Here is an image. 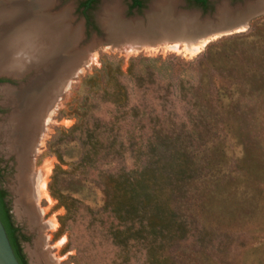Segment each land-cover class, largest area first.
<instances>
[{
	"label": "rangeland",
	"instance_id": "obj_1",
	"mask_svg": "<svg viewBox=\"0 0 264 264\" xmlns=\"http://www.w3.org/2000/svg\"><path fill=\"white\" fill-rule=\"evenodd\" d=\"M48 1L50 6L40 15L46 18L64 15L62 22L71 31H78L79 37L68 51L56 54L55 95L45 116L37 122H27L29 133L23 127L24 122H14L21 110L8 92L31 86L37 77L45 74L49 61L45 60L36 69L28 67L20 78L0 75L14 82L0 85V177L32 264H160L151 263L138 252L123 256L106 237V223L91 222L86 211H77L74 223L67 222L62 227L61 218L66 212L49 191L53 170L59 163L57 154L66 162L70 157L73 144L68 141L67 132L80 114L84 80L103 64L116 62L125 75L130 65L134 74L152 71L153 83L145 98L157 111L160 122L167 120L165 123L174 125L149 126L142 135L122 125L120 134L124 138L134 137L138 146L146 145V139L156 145L160 144L159 139L170 137L174 143L169 144L170 148L183 152L192 163L180 180L172 179L162 188L164 200H161L167 201L168 207L186 224L182 238L165 250L167 264H264V13L253 18L243 30L236 31L239 33L212 39L193 55L188 48L197 45L188 47L186 42H166V45L156 42L131 50L104 23L105 14L117 2L119 21L124 25L135 18H144V12L156 0H145L143 12L131 16L126 15L124 0H98L91 14L98 32L88 29L77 12L83 0ZM181 1L178 7L180 0L175 4L179 12L192 9L188 0ZM221 1L210 0L202 16L213 12ZM242 1L229 0L231 7ZM163 9L169 11L167 7ZM158 15L161 14L156 12ZM105 27L109 30L107 34ZM144 79L146 82L145 75ZM132 81L133 77L126 76L130 88ZM181 85L186 91H182ZM137 96L140 95L136 93L138 99ZM191 97L197 101V111L191 107ZM158 98L166 101L162 103L167 109L163 115L157 107L161 105ZM96 106V114L102 118L110 112L106 104L96 101ZM196 120L197 124H193ZM11 122L17 124L15 135L11 132ZM11 137L30 145L25 149L27 153L31 151L25 162L27 166L30 164L31 171L28 167L20 171L19 150L18 147L11 150L14 144ZM163 151L169 154L168 148H161L160 152ZM133 155H125L126 169L134 167ZM63 168L68 169V165ZM24 172L25 182L36 185L33 186L37 194L35 197L32 194L31 199L22 192L25 184L20 179ZM44 180L48 199L39 188Z\"/></svg>",
	"mask_w": 264,
	"mask_h": 264
},
{
	"label": "trees",
	"instance_id": "obj_2",
	"mask_svg": "<svg viewBox=\"0 0 264 264\" xmlns=\"http://www.w3.org/2000/svg\"><path fill=\"white\" fill-rule=\"evenodd\" d=\"M194 1L206 9L207 0ZM142 75V72L134 74L132 65L125 75L116 62L103 64L84 80L85 96L80 114L67 132L68 141L73 144L70 157L66 162L61 154H57L59 163L53 170L49 191L66 212L61 218L62 227L67 222L74 223L77 211H86L91 222L106 223V237L123 256L138 252L147 256L151 263L167 264L165 250L182 238L186 224L168 207L167 201L161 200L162 188L172 179L180 180L192 163L183 152L170 148L174 144L170 137L159 139L160 144L156 145L146 139V145L138 146L134 137L124 138L120 134L122 125L136 129L139 135L149 126H174L171 122L165 123L167 120L160 122L157 111L145 98L153 83L152 71L149 69L144 73L146 82ZM126 76L135 81L131 88L125 82ZM182 91L186 90L183 88ZM136 93L140 95L138 99ZM96 101L110 107L105 118L96 114ZM157 101L161 103L157 107L163 115L167 109L162 103L166 101L159 98ZM191 103L197 111V101L193 97ZM193 124H197V120ZM177 141L178 138L174 140ZM161 148H168L169 154L161 153ZM127 153L134 154L136 159L130 169L124 164ZM63 165H68V169ZM4 198L5 193L0 190L1 224L16 260L19 264H27L15 243L16 229L5 209Z\"/></svg>",
	"mask_w": 264,
	"mask_h": 264
},
{
	"label": "bare ground",
	"instance_id": "obj_3",
	"mask_svg": "<svg viewBox=\"0 0 264 264\" xmlns=\"http://www.w3.org/2000/svg\"><path fill=\"white\" fill-rule=\"evenodd\" d=\"M176 1L177 0H156V2L152 6V10L161 11L163 7H167L169 11L171 10L174 11L177 5ZM255 2H256L255 3L256 7H261L259 10L264 11V0H256ZM48 3L49 1L47 2V0H0V75L13 77V78H20L23 76V74L26 71H28L27 70L28 67L38 68L40 65L43 64L45 60L49 61L48 65L50 67L48 66L45 74L41 77H37L31 86H29L27 89L23 91L10 92V94L8 92V95L12 97V99L14 100L13 102H15V105H17L19 110H21L19 112L22 114V115L20 114L21 116L20 115L17 116L19 113L18 114L16 113L14 122L15 123L24 122L23 127H25L26 132L28 133L30 131H29V127L27 126V122L30 120L33 122H37L38 119H40L42 116H45V114H47L49 111V107L51 105L50 103L52 102V98L55 95L57 88L56 84L58 81L56 82V74H55L56 70L54 69L53 64L55 61L56 54L68 51V48H71L73 46L72 44L79 37L78 31L76 32L71 31L68 28V26L64 24V22H62V20H64L63 17L64 15L59 16L57 18H53L51 16H49V18L48 17L46 18L40 15V13L48 9L47 6L48 7L50 6L48 5ZM116 4H120V3L119 2L115 3L114 4L115 7L113 6L114 7L113 9L107 11V13L105 12L106 14L104 16L105 17L104 23L107 24L109 29H111V31H113V33L116 34V38L121 39L122 40L121 42L127 45L131 50L135 48L138 49L144 47V45L150 46L149 44L151 43L152 39H148V38L152 36L154 37L157 36L159 37L158 43L162 42L164 45L167 44L166 42H172V43L186 42L188 47L191 44H196L197 46L188 48L189 49L188 52L194 55L200 51L201 46H204L210 40L222 36L223 34V33H215V34L210 33L201 36L200 38H197L198 33L194 31L196 27L195 23L193 22L194 23L193 24L192 21L188 19L189 17L186 16L180 18L181 20L180 22L182 23L180 24L179 28L176 30L170 31L168 30V28H166V26H163L162 24H155L154 25L155 28L153 27L155 31L152 30L151 36H146V38L139 37L140 33L138 31L136 30L132 31L129 24L123 25V23L119 21L121 20L119 17L120 8L117 7ZM224 7L225 6H222L220 9H222V11H225ZM35 12L37 14H35ZM192 20H194V18H192ZM245 24H246L245 22H242V24L236 28L235 32L246 28ZM225 35L228 34L225 32ZM158 43L155 42V44ZM65 71L66 70H64V72ZM61 78L63 80L64 76H62ZM61 78L59 79L61 80ZM13 117H11V121ZM12 122H11V127L13 125ZM15 125L17 124H14L12 127L13 129L11 131L12 135H15L16 133L15 132L16 130H14ZM36 126L40 127L38 125ZM36 126L35 128H37ZM12 139L14 140V144L11 145L12 147L11 150H14L13 148L16 147H18L19 150V152L18 151L17 152L20 156L19 158V164H20L19 167L21 168L20 171H22V169H26V167H28L29 171H31L30 164L27 163L29 165L27 166L26 165L27 161L25 162V156L26 155L29 156L28 153L31 152L30 151L27 153L25 152V149L29 148L30 145H27V142L25 143L20 142L18 138L15 139L12 138ZM28 141L30 142L29 136H28ZM24 174L21 176L22 179L19 178L21 183L25 184L23 185L24 190L22 192L23 194L25 192L24 195L29 196V198L31 199L30 196L32 194H33L32 197H35L37 194L36 192L37 189L35 187L36 185L33 184L35 183V181L32 183L35 186L33 185L31 186L30 181L25 182V176L27 175V173L25 175ZM45 184L46 181L44 180L42 183H40L39 188L43 191V196L48 199V195L44 190ZM29 185L32 188L31 187L29 188ZM36 211L38 212V210Z\"/></svg>",
	"mask_w": 264,
	"mask_h": 264
},
{
	"label": "water",
	"instance_id": "obj_4",
	"mask_svg": "<svg viewBox=\"0 0 264 264\" xmlns=\"http://www.w3.org/2000/svg\"><path fill=\"white\" fill-rule=\"evenodd\" d=\"M255 1L256 0H244L234 5L233 7H231L229 0L227 1L222 0L215 7L214 11L209 13L207 16H202L203 12L194 7L188 11L179 12L177 10V7L181 5L182 3L181 0L174 11L172 10L168 11L164 9L161 12L155 11V10H152V4H151L149 11L144 12V18L142 19L135 18V21L128 23V24L132 31L136 30L141 34V36L139 34V37L146 38V36H151L152 30L155 31V29H153L155 24H162L163 26H166L168 30L172 31V30H176L179 28L180 24L182 23L180 22L181 21L180 18L188 16L189 17L188 19L191 20L192 23L194 22L196 25L194 31L198 33L197 38H200L201 36H204L210 33L212 34L223 33L221 36L223 37V36L231 35L233 33H239V32H235V30L238 26L242 24V22H245L246 23L245 25L247 27L249 22L253 18L264 13V11L259 10L261 7H256ZM222 6H225L224 7L225 11H222V9H220ZM156 12H159V14L161 15H158L157 17ZM192 18H194V20H192ZM103 29L104 31L106 30L105 31L106 34L109 32V30H107L108 28L105 27ZM225 32L228 35H225ZM153 37L154 36L148 38V39H152L150 44H155V42H158L159 40V37L157 36H155L156 38L155 37L153 38ZM0 189H2L6 193L1 177H0ZM6 204L10 211V216H11L13 224L20 231V228L18 226L16 217L14 215V212L10 204L9 198L7 196V193H6ZM20 234H21V231H20ZM21 250H22L23 256L25 257L27 264H32V261L28 253L27 247L25 245L24 239L21 244ZM0 264H19L12 251V248L8 241L5 230L1 224V221H0Z\"/></svg>",
	"mask_w": 264,
	"mask_h": 264
},
{
	"label": "flooded vegetation",
	"instance_id": "obj_5",
	"mask_svg": "<svg viewBox=\"0 0 264 264\" xmlns=\"http://www.w3.org/2000/svg\"><path fill=\"white\" fill-rule=\"evenodd\" d=\"M124 1L127 3V9H126V15L127 16H131L133 14H141L143 12V10L145 9V6H146V1L145 0H136L137 3L134 0H124ZM209 1L210 0H207L206 9H204V8L200 7L199 5H197V3H195L194 0H188L187 3L192 8L194 7V8H197V9L201 10L202 12H205V11L208 10ZM97 4H98V0H90V3H89V0H83V1H81L79 3V5L77 7L78 8L77 12L81 16V18L83 19L86 27L88 29L92 28L95 32H98V26H97L96 21L92 20L91 14H93L94 10L97 7ZM120 41H122V40L120 39ZM5 83H7V84H12L13 83L14 84V82L12 80L5 79V78H0V85L1 84H5ZM7 87L9 88V86H4L2 88H7ZM13 90H15V89H13ZM16 91H18V90H16ZM0 190H2V189H0ZM3 201H4L5 205H6L5 209L8 210V214L10 216V211H9L8 206L6 204V193H5V198L3 199ZM10 220L12 222L11 216H10ZM12 225H13L14 229H16V231L14 233L15 243L16 244L18 243L19 248L21 249V244H22L24 238L21 236L20 231L13 224V222H12ZM21 253H22V250H21ZM22 255H23V253H22ZM24 260H25V257H24Z\"/></svg>",
	"mask_w": 264,
	"mask_h": 264
}]
</instances>
